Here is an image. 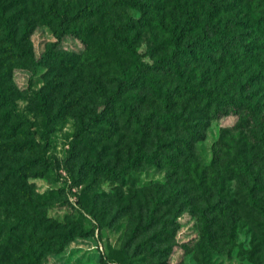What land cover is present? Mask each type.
I'll use <instances>...</instances> for the list:
<instances>
[{
    "label": "rangeland",
    "instance_id": "374dc122",
    "mask_svg": "<svg viewBox=\"0 0 264 264\" xmlns=\"http://www.w3.org/2000/svg\"><path fill=\"white\" fill-rule=\"evenodd\" d=\"M53 10L72 16L60 43ZM206 22L241 37L252 57L229 49V60L214 52L206 59L196 50L170 65L178 46L189 52L204 40ZM124 37L148 66L162 60L170 69L149 70L153 87L127 93L139 122L152 125L146 134L134 130L133 118L120 107L97 119L118 80L136 73ZM0 79L14 92L17 110L48 162L44 175L28 173L22 182L48 218L78 234L42 264H264L263 215L244 203L223 215L209 211L220 195L242 202L253 185L241 173V158H253L241 134L246 137L248 129H238L246 120L224 100L251 96L259 104L250 119L264 125V0H0ZM183 86L208 91L220 100V111ZM169 91L173 112L198 137L179 122L156 125L153 118L165 112ZM142 153L147 158L138 157ZM255 159L254 175L264 184V160ZM91 164L120 175L96 172ZM180 167L203 185L181 209L180 196L174 198ZM15 190H7L5 201Z\"/></svg>",
    "mask_w": 264,
    "mask_h": 264
},
{
    "label": "trees",
    "instance_id": "16d2710c",
    "mask_svg": "<svg viewBox=\"0 0 264 264\" xmlns=\"http://www.w3.org/2000/svg\"><path fill=\"white\" fill-rule=\"evenodd\" d=\"M53 13L60 20L61 30L58 34V43H60L68 35L66 27H68L72 16L67 12H59L57 10H53ZM206 25L207 28H204V40L198 41L196 48L189 50V52L178 46L181 40L180 32L175 34V45L178 46V49L167 60L170 65H176L178 60L181 61L187 54L195 56L196 50L206 59L209 56L211 57L214 52L218 53L221 58L226 56L227 60H229L228 56H231L228 52L229 49L233 52L240 49L244 55L252 57L253 54L250 53L249 44H246L241 37L236 35L229 37L220 23L212 24L206 22ZM7 33L9 34V32ZM211 33L219 35V39L212 40L209 36ZM75 34L81 39L77 32ZM120 41L135 56L136 73L133 78L118 80L116 89L105 98L104 108L97 115V119H105L113 110L120 107L123 111H127L129 117L133 118V123H135L134 130L137 133L146 134L148 133L147 128L152 125L147 122H139L136 108L132 104H128L127 93L131 90H138L142 93L148 87H153L148 76L149 70L164 74L170 69L169 66L163 64L162 60L156 62L154 66H148L143 60V55L137 51L127 37L121 38ZM259 47L262 48L263 46ZM219 82V79H217L216 83ZM233 85H235V82ZM238 86L240 87L241 83ZM183 88L189 96L194 97L198 94L197 96H201L209 103H213L216 111H220V100L213 97L208 91L191 86H183ZM12 93L14 92L6 88L0 79V264H42V259L45 255L62 249L67 242L78 234L75 229H68L66 225L54 222L48 218L40 210V202L34 199L26 184L22 182L29 175L28 173L44 175L48 168V162L38 150L37 140L32 131L27 130L28 121L19 114ZM165 97V112L162 115L158 113L153 118L156 125L165 127L169 123L179 122L191 138L198 137L187 123L186 118L181 113L173 112L174 104L171 102V92L169 91ZM250 99L251 96L249 98L246 96V99L239 97L224 100L225 104L235 114L243 115L244 120H246V123L240 125L238 129L241 130L243 126L248 129L246 137L243 132L241 134L249 141L250 150L248 154L253 156V158L250 160H247L246 157L241 158L243 162L241 173L249 177L253 185L247 187L248 194L242 199V202L232 199L226 202L227 200L224 196L220 195V200L215 202L209 211H221L222 215L230 208L239 205V203H244L264 216V196L262 195L264 184L261 183L263 180L256 178L253 172L255 167H259L255 158L264 160V157L260 156L261 152H264V125L251 121L250 117H257L258 115L259 102L253 101L252 103ZM250 125L259 129V135H257L254 127L250 128ZM183 141H185V146L189 148L191 145L189 138L184 136ZM26 156L27 158H25ZM138 157L147 158L144 153ZM181 157H185V153L180 150ZM165 160L168 163H172L173 166L177 165V163H173L170 155H165ZM36 166L41 169L34 170ZM90 167L91 170L96 172L103 171L109 176L120 175V171H114L105 165L91 164ZM184 174L188 175L189 179L185 178V176L183 177ZM198 183V179H192V171L190 169L184 170L180 167V182L176 181L175 186L178 190L174 191L176 193L174 198L180 196V209L186 201H195L196 192L203 187L202 183ZM11 187L16 188L15 196L7 202L5 201V196L7 190ZM205 203L206 206L210 205L208 202ZM206 211V208L202 209L201 218L204 220V229L208 231L211 222L207 220ZM10 212L14 213L15 216H11Z\"/></svg>",
    "mask_w": 264,
    "mask_h": 264
}]
</instances>
